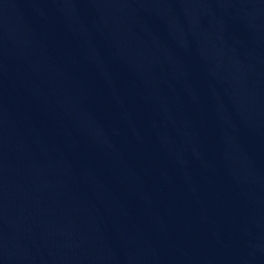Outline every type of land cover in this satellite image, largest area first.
<instances>
[{
	"label": "water",
	"instance_id": "95a60500",
	"mask_svg": "<svg viewBox=\"0 0 264 264\" xmlns=\"http://www.w3.org/2000/svg\"><path fill=\"white\" fill-rule=\"evenodd\" d=\"M0 264H264V0H0Z\"/></svg>",
	"mask_w": 264,
	"mask_h": 264
}]
</instances>
